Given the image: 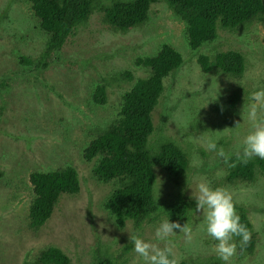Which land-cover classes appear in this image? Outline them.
Segmentation results:
<instances>
[{
  "label": "rangeland",
  "instance_id": "rangeland-1",
  "mask_svg": "<svg viewBox=\"0 0 264 264\" xmlns=\"http://www.w3.org/2000/svg\"><path fill=\"white\" fill-rule=\"evenodd\" d=\"M93 12L61 49L45 57L47 67L25 70L18 56L40 59L46 51L45 38L34 28L25 0H0V82L5 78L11 84L0 88V264H31L37 251L48 246L60 248L70 264H90L99 249L97 261L110 258L114 264H139L129 236L139 234L154 241L153 230L165 215L160 214L156 222L144 225L138 233H134L131 222L117 229L102 208L113 186L93 179V162L84 161L82 152L117 114L120 96L129 88L119 74L129 71L134 78L145 77L146 71L135 65V59L154 54L163 44L173 47L182 63L164 80L163 95L151 113L154 132L148 150L160 142L174 141L187 153L190 170L177 191L154 167L157 182L152 194L167 201L168 194L176 191L194 206L189 195L191 190L195 193L198 182L225 188L234 207L245 209L256 240L251 254L239 256L236 250L230 264H264V176H257L253 183L225 184L221 179L227 173L226 163L205 148L208 139L219 137L218 146L231 156L250 130L246 117L249 93L264 88L263 24H249L235 35L219 33L216 42L191 54L183 36V22L162 2L151 3L145 22L124 33L109 30L102 15ZM229 48L240 50L245 58L239 87L243 101L231 109L225 101L234 95L236 81L213 72L202 74L196 61L198 55L211 56ZM97 84L105 87L106 102L102 106H94L91 101ZM215 93L216 99H209H214ZM236 123L239 127H234ZM65 165L76 169L79 192L61 195L46 223L30 231L26 225L30 172ZM201 221L202 213L193 210L186 222L191 239L185 240L183 233L171 238L176 262L207 251L222 264ZM127 245L131 248L124 251Z\"/></svg>",
  "mask_w": 264,
  "mask_h": 264
},
{
  "label": "trees",
  "instance_id": "trees-1",
  "mask_svg": "<svg viewBox=\"0 0 264 264\" xmlns=\"http://www.w3.org/2000/svg\"><path fill=\"white\" fill-rule=\"evenodd\" d=\"M25 1L29 4L34 28L44 36L46 45L45 53L38 60L18 56V63L26 65L25 70L29 67H34V70L47 67L45 57L48 58L52 50L61 49L75 28L89 21L93 11L102 15V22L109 30L124 33L145 22L151 3L162 2L176 19L183 22V36L191 54L200 47L216 42L219 33L235 35L252 23H262L264 26L263 0ZM196 61L202 74L213 72L216 76L223 75L236 81L234 95L225 101L229 109L243 101L240 100L239 87L242 86L245 58L240 50L229 48L211 56L202 54L197 56ZM134 62L147 75L134 78L129 71L119 74V78L123 77L127 81L129 88L120 96L115 118L87 143L82 158L86 162H93L91 175L96 182L113 186L102 208L115 227L122 230L126 222H131L134 233H138L144 225L156 222L160 214L182 225L190 220L194 206L176 191L168 194L167 201L158 197L155 199L152 194L153 185L156 186L157 182L154 167H158L156 169L164 174L172 188L181 190L190 170L187 153L171 140L160 142L153 150L149 148L150 152L148 150V140L154 132L151 113L163 95L164 80L181 65V55L170 45L163 44L154 54L138 57ZM10 86L8 79L1 80L0 88ZM91 101L94 106L105 104L103 85L94 86ZM233 159V155L229 156V163ZM226 171L225 177L221 179L225 184L253 183L257 176H264V160L253 158L247 164L237 162L234 167L227 165ZM27 182L31 199L27 207L26 225L33 232L50 218L61 195L72 196L79 192L78 174L70 165L53 170H34L30 172ZM234 208L241 223L250 232L246 245H240L239 238H235L237 253L239 256L251 254L256 243L252 225L243 207ZM130 248L131 245L124 246V251ZM203 252L205 254L177 264H218L212 255ZM100 253L99 249L97 254ZM97 254L93 255L90 264H114L110 258L97 261ZM205 258L208 260L202 262ZM31 264H70V259L60 249L48 246L37 251Z\"/></svg>",
  "mask_w": 264,
  "mask_h": 264
},
{
  "label": "clouds",
  "instance_id": "clouds-1",
  "mask_svg": "<svg viewBox=\"0 0 264 264\" xmlns=\"http://www.w3.org/2000/svg\"><path fill=\"white\" fill-rule=\"evenodd\" d=\"M209 99L214 101L216 93L214 99ZM248 99L246 117L250 130L232 154V162L229 163V156L225 154L223 147L218 146L219 137L208 139L205 143L206 150L215 152L229 167H234L237 162L247 164L253 158L264 160V116H261L264 113V88L249 93ZM234 127H239V123ZM189 199L194 201L195 212L202 213V230L214 242L212 249L216 258L222 264H230L237 247L234 238L238 237L242 246L250 239L248 228L241 223L240 216L235 211L231 194L223 187H212L208 182L201 181L196 184L194 194L191 190ZM178 233H183L185 240L191 239V228L187 223L181 225L167 217L154 228V241L145 240L139 234L130 235L132 251L137 255L139 264H177L172 253L174 243L171 238ZM160 244L164 246L160 247Z\"/></svg>",
  "mask_w": 264,
  "mask_h": 264
}]
</instances>
